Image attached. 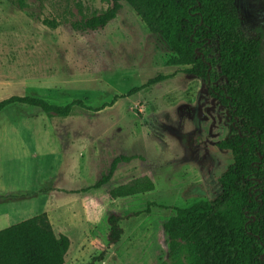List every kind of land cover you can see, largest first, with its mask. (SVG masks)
<instances>
[{
	"label": "rangeland",
	"instance_id": "obj_1",
	"mask_svg": "<svg viewBox=\"0 0 264 264\" xmlns=\"http://www.w3.org/2000/svg\"><path fill=\"white\" fill-rule=\"evenodd\" d=\"M111 4L0 0V100L30 95L56 105L75 100L84 105H76L68 116L52 117L27 104L5 108L0 113V166L5 170L0 172L6 184L20 188L64 184L70 172L77 175L74 178L84 184L80 188L88 192L55 195L58 202L49 207L51 220L69 221L75 242L85 241V234L106 231L111 210L124 215L140 212L122 221L128 235L122 236L121 250L95 264H171L163 224L172 207H189L221 194L218 178L234 157L219 149L217 141L227 135L231 120L210 98L202 79L186 72L188 66L168 64L170 46L161 35L149 32L126 2L105 27L83 29L82 20ZM237 4L245 36L264 42V0ZM134 88L139 90L129 94ZM44 148H52L54 154L34 152ZM119 155L136 158L120 163L107 184L94 188ZM53 163L45 183L40 171ZM137 181L143 189L152 181L154 189L110 197L108 191ZM39 197L34 203L41 210L45 199ZM61 201L68 205L61 208ZM93 205L99 208L97 229L88 232L83 219L90 217ZM3 221L9 223L0 221V230L20 220ZM132 242L137 250H131ZM85 243L83 249L76 247L75 261L67 264H86L99 254L91 241ZM130 252L141 261L125 255Z\"/></svg>",
	"mask_w": 264,
	"mask_h": 264
},
{
	"label": "trees",
	"instance_id": "obj_2",
	"mask_svg": "<svg viewBox=\"0 0 264 264\" xmlns=\"http://www.w3.org/2000/svg\"><path fill=\"white\" fill-rule=\"evenodd\" d=\"M107 1L112 3L107 9L81 21L83 29L105 27L126 2L147 30L161 35L170 46L173 55L168 64L188 66L186 72L203 80L210 98L228 111L231 120L227 135L217 141L219 149L234 157L218 178L221 194L189 207H172L163 224L171 264H264L263 40L245 36L237 0ZM16 103L38 107L51 117L68 116L76 105H83L80 100L56 105L40 97L12 95L0 100V113ZM134 158L116 156L95 186L107 184L121 162ZM149 182V188H139L137 181L108 193L115 199L153 190ZM139 213L109 211L108 229L93 240L99 254L86 264L103 261L124 234L121 221ZM70 244L68 235L56 234L48 214H38L0 230V264H65Z\"/></svg>",
	"mask_w": 264,
	"mask_h": 264
},
{
	"label": "crops",
	"instance_id": "obj_3",
	"mask_svg": "<svg viewBox=\"0 0 264 264\" xmlns=\"http://www.w3.org/2000/svg\"><path fill=\"white\" fill-rule=\"evenodd\" d=\"M45 150H48V152L52 155L54 154V152H53L54 150H52V148L39 149V150H35L34 152L36 153V151H38L40 153H43ZM16 153H22V152L17 151ZM2 156L3 155H0V157H2ZM1 162L2 161L0 160V163ZM121 163H125V162H121ZM126 163H128V162H126ZM54 166H55V164L53 163V165H50L49 170L40 171L41 172L40 175L43 178V180H45V183L47 182L48 177H51L50 172L53 170ZM0 170L3 172L5 169H2V167L0 166ZM2 172H0V221L1 222H4L3 220L9 219V218H10L11 223L17 219H19L20 221H23L25 219H28L30 217H33V216L38 215V214H43V213L48 214V216L51 220V214L52 213H51V210L49 209V207L52 209L55 206V204L58 202V200L54 202V200L57 199V197L55 199H53L55 195L56 196L62 195V194L81 195V193H87L88 192V191L87 192L83 191L80 188V187L83 188L84 184L78 183V181L74 178V176L76 177L77 175H75L71 172L69 173V175L67 177L69 182H66L64 184L63 183L58 184L57 182H55V183H52V186L45 187V185L43 183H40L38 185L32 184V186H30V188L28 186H22L20 188L15 183L14 184H12V183L6 184L5 179L2 176ZM83 176L85 177V174ZM93 187L97 188L96 186H93ZM12 194H15L16 197L15 198H6L7 196L12 195ZM39 196L43 197L45 199L44 203L40 207V208H42L41 210L37 209V207H36L37 204H39V203H34V201H35L34 198L39 197ZM46 198H51V199L46 200ZM96 203H99V202L96 200L94 202V204H96ZM67 205H68V202H62L61 201L59 206L61 208H63L64 206H67ZM100 206H101V203L99 204L98 207H100ZM94 208H96V206L93 205L92 210L90 212H88V214H90V217L83 219V222H86L85 228L88 232L93 231V229L94 230L97 229L96 215H97L99 208L95 209V210H94ZM44 210H47V211H44ZM122 221L120 224H122ZM51 222L53 224V227H54L56 234H66L69 236V238L71 240L70 247L68 249V252L65 255V264H67L68 262H74L75 261L76 253H74V252H75L76 247L78 248L79 246H81V248L83 249L84 245H87L85 243V241H87V242L91 241L93 244L94 238L99 234V233H94V232H93V234H85V236H86L85 241L77 240V242H75L74 237H73V235H74L73 230H72L71 226L69 225V221L67 219H57V222L54 220H51ZM4 223H9V222L6 221ZM123 228H124V234L122 236H127L128 231L126 230L125 227H123ZM138 230H142V228H138ZM123 242H124L123 237H121V240L118 242V244H116L105 255L104 261H108L109 259H111L113 256V253H115V252L118 253L121 250V247L124 245ZM131 250L132 251L137 250V245H135L134 242H132ZM76 252H80V250H78ZM95 252H97V250ZM125 255L127 257L130 256L132 258V260L136 263H139L141 261V260H139L137 253L133 254L132 252H130V253H125Z\"/></svg>",
	"mask_w": 264,
	"mask_h": 264
},
{
	"label": "flooded vegetation",
	"instance_id": "obj_4",
	"mask_svg": "<svg viewBox=\"0 0 264 264\" xmlns=\"http://www.w3.org/2000/svg\"><path fill=\"white\" fill-rule=\"evenodd\" d=\"M195 75V74H194ZM199 78V77H198ZM201 79V78H200ZM203 81V80H202ZM204 86V85H203ZM205 87V86H204ZM206 88V87H205ZM207 90V89H206ZM208 92V91H207ZM208 94H209V92H208ZM210 96V95H209Z\"/></svg>",
	"mask_w": 264,
	"mask_h": 264
}]
</instances>
